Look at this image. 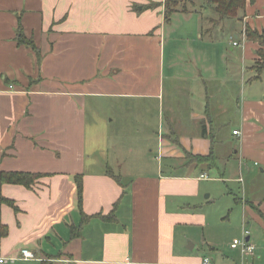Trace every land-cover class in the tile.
Segmentation results:
<instances>
[{"label":"crops","instance_id":"1","mask_svg":"<svg viewBox=\"0 0 264 264\" xmlns=\"http://www.w3.org/2000/svg\"><path fill=\"white\" fill-rule=\"evenodd\" d=\"M205 1L166 22L163 0H0V172L44 175L32 190L1 186L16 211L0 204V257L202 264L209 258L186 254L177 236L205 225L190 198L206 171L188 163L176 139L193 156L212 148L227 182L244 187L242 175L254 177L243 197L229 194L255 248L241 264H264V88L253 70L258 45L245 38L246 27L264 32V0L225 21ZM18 26L37 53L17 44ZM218 32L240 47L224 76L213 60ZM114 110L158 119L157 165L128 164L120 145L111 148ZM24 249L33 260L21 259Z\"/></svg>","mask_w":264,"mask_h":264},{"label":"rangeland","instance_id":"2","mask_svg":"<svg viewBox=\"0 0 264 264\" xmlns=\"http://www.w3.org/2000/svg\"><path fill=\"white\" fill-rule=\"evenodd\" d=\"M177 2V8L180 10L187 11L199 8L198 0H177ZM164 5L165 0H163V6ZM205 13L208 14L207 12ZM227 35L228 34L221 35L220 32H218L215 46L212 48L214 63L217 66H221L218 67L221 69L224 68V65L228 67L229 63H235L240 51V47H232ZM239 43L242 42L239 41ZM231 48H233V51H231ZM221 71H223L224 76L225 69ZM261 82L260 87L264 88V69L261 73ZM123 115V111H117L116 115V110H114L113 116L109 118L114 120L109 133L111 148L120 145L123 149L122 157L126 159L128 164L134 162L135 159H146L145 161L151 162L152 165H157V161H154L153 158L154 156H158L156 151L158 119L145 115V113H142V110L140 114L129 116V118L122 117ZM223 136L225 135H218L219 138ZM234 142H237V140H234ZM150 149L153 150V154L149 153ZM223 150L224 149L218 150L219 155ZM182 155L184 156V153ZM219 159H222L221 155ZM253 162L254 161H252V164ZM217 165L219 171L217 168L208 170L203 167V170L206 171V175L204 180H200L199 195L190 198V204L197 207L196 215L204 216L205 225L182 226L178 230L177 238L186 254L207 257L215 263L221 261L223 264H241L244 258L239 251L231 250L230 244L234 239L242 240L243 238L244 222L242 220V208L234 202L233 197L229 194V190L236 196L240 198L243 197L244 192L248 191L252 186L251 182L254 177L246 173L242 175L244 179V187H242L240 184L225 181L229 177V172L226 168L225 176L221 177L224 170L220 163ZM131 168L133 167H128V169ZM255 169L258 170L257 167H255ZM135 171H137L136 174L142 172L138 170ZM199 173L200 172H195L194 176H198ZM236 174H238L237 171ZM221 178H223V180H221ZM207 195L209 197L206 199ZM246 228L248 229V226H246ZM190 245H194V250L192 252L186 250Z\"/></svg>","mask_w":264,"mask_h":264},{"label":"trees","instance_id":"3","mask_svg":"<svg viewBox=\"0 0 264 264\" xmlns=\"http://www.w3.org/2000/svg\"><path fill=\"white\" fill-rule=\"evenodd\" d=\"M255 0H206L205 7H209L213 14L217 17L219 21L232 20L237 19L240 20L244 17L245 9L247 4L254 3ZM178 2L177 0H165L164 5V18L166 22L170 21V17L175 12H186V10H180L177 8ZM245 38L248 41L256 43L258 45V49L256 51L257 60L254 62L253 70L256 72L257 78L260 79L261 73L264 69V32L253 31L250 28H245ZM16 42L18 45H23L25 47L30 48L34 53L36 52V48L34 43L27 39L23 33L21 26L17 27L16 31ZM203 135H205V128L203 127ZM206 136V135H205ZM172 143L177 146L184 153L185 158L188 160L189 164L195 163L197 166L201 167L202 170L204 168L211 170L216 166V157L213 154V150L211 148L209 154L207 156H193L190 153L184 151L176 139L172 141ZM204 167V168H203ZM44 175L35 174V173H26V172H0V187L2 185L9 186H21L27 190H32V188L38 183V181L43 178ZM115 181V177L111 176ZM76 187H77V195L78 202L81 201L82 196V182L80 178L76 179ZM0 204H5L13 211H16V207L14 202L8 199H5L0 196ZM82 220L86 221L89 217L83 215L81 213ZM103 220H108L107 217H100ZM0 238H3L7 234V228L5 226L0 225Z\"/></svg>","mask_w":264,"mask_h":264},{"label":"built area","instance_id":"4","mask_svg":"<svg viewBox=\"0 0 264 264\" xmlns=\"http://www.w3.org/2000/svg\"><path fill=\"white\" fill-rule=\"evenodd\" d=\"M237 43L233 42V46H236ZM200 178H205V175H201ZM248 232L244 231L242 240H233L230 244V249L232 250H238L242 257L252 256L254 255L255 248L253 245H250L248 242H246ZM20 257L24 261H30L34 259V255L32 252L28 250H21L20 251ZM0 264H11V261L0 257ZM202 264H210L209 259H204Z\"/></svg>","mask_w":264,"mask_h":264},{"label":"water","instance_id":"5","mask_svg":"<svg viewBox=\"0 0 264 264\" xmlns=\"http://www.w3.org/2000/svg\"><path fill=\"white\" fill-rule=\"evenodd\" d=\"M246 242H248V238H246ZM192 248H193L192 245L188 246L189 250H192Z\"/></svg>","mask_w":264,"mask_h":264}]
</instances>
